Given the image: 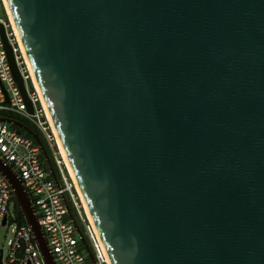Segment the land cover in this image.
I'll return each mask as SVG.
<instances>
[{"label": "water", "instance_id": "1", "mask_svg": "<svg viewBox=\"0 0 264 264\" xmlns=\"http://www.w3.org/2000/svg\"><path fill=\"white\" fill-rule=\"evenodd\" d=\"M7 3L112 264H264V0ZM0 119L58 179L39 132ZM0 171L57 264L21 177Z\"/></svg>", "mask_w": 264, "mask_h": 264}, {"label": "built area", "instance_id": "2", "mask_svg": "<svg viewBox=\"0 0 264 264\" xmlns=\"http://www.w3.org/2000/svg\"><path fill=\"white\" fill-rule=\"evenodd\" d=\"M0 5L5 17L0 24L14 52L15 62L24 80L26 94L16 79L0 29V118H23L42 133L50 145L59 168L58 179L45 166L43 150L36 139L19 130V126L0 119V157L21 177L35 213L44 230L57 264H110V259L94 222L89 217L79 191L64 161L53 129L49 109L44 101L29 58L4 0ZM19 120V119H18ZM16 196L7 177L0 171V231L10 226L8 248L0 249V264H47L31 225L20 223ZM72 204L95 256L93 261L77 230L68 206Z\"/></svg>", "mask_w": 264, "mask_h": 264}, {"label": "trees", "instance_id": "3", "mask_svg": "<svg viewBox=\"0 0 264 264\" xmlns=\"http://www.w3.org/2000/svg\"><path fill=\"white\" fill-rule=\"evenodd\" d=\"M16 118H18L19 120H21V121H23V122H25V123H27V124L29 125V123L27 122V120H25V119H23V118H19V117H16ZM18 128H19V130H20L21 132H24V133H26V134H29L24 128H21V127H18ZM40 136H41V139L43 140V142H44V144H45V146H46V148H47V151H48V153H49V155H50V157H51V160H52L53 165H54V167H55L56 173H57V175H59V168H58V165H57L56 160H55V158H54V155H53L52 149H51L50 145L48 144V142H47L46 138L44 137V135H43L42 133H40ZM43 157H44V159H45V161H46V158H45V156H44V153H43ZM45 166L47 167V169L51 170V169H50V166H49L48 163H47V161H46V163H45ZM15 208H16V212H17L18 219H19L20 223H26V217H25L24 212H23V210H22V208H21V206H20V204L18 203L17 200H16ZM70 208H71V211H72V214H73L74 218H75V219L78 221V223L80 224V220H79V217H78V213H77L75 207H74L72 204H70ZM80 227H81V229L83 230V226H82L81 224H80Z\"/></svg>", "mask_w": 264, "mask_h": 264}, {"label": "bare ground", "instance_id": "4", "mask_svg": "<svg viewBox=\"0 0 264 264\" xmlns=\"http://www.w3.org/2000/svg\"><path fill=\"white\" fill-rule=\"evenodd\" d=\"M4 2H5V4H6V6H7V9H8V11H9L10 16H11V18H12V20H13L12 14H11V12H10V9H9L8 3H7V0H4ZM13 22H14V20H13ZM14 24H15V23H14ZM15 27H16V25H15ZM16 29H17V28H16ZM17 31H18V30H17ZM18 34H19V33H18ZM19 37H20V35H19ZM20 39H21V38H20ZM49 116H50V118H51L52 125H53V129H54V131H55V133H56V137H57V140H58V142H59V145H60V148H61V151H62V154H63L64 161H65V163H66V165H67V168H68V170H69V172H70V174H71V176H72V178H73V180H74V183H75V185H76V187H77V189H78V191H79V194H80V196H81V198H82V201H83V203H84V205H85V207H86V210H87V212H88V214H89V217H90L91 220L93 221V218H92V215H91V213H90V210H89V208H88V206H87V203H86L85 197H84L83 192H82V190H81V188H80V186H79L78 180H77V178H76V175H75V173H74V170H73V167H72V165H71V163H70V160H69V158H68V156H67V154H66V152H65V150H64V148H63V146H62V143H61L60 138H59V134H58V132H57L56 126H55V124H54V121H53V119H52V117H51V115H50V112H49ZM93 222H94V221H93ZM109 259H110V258H109ZM110 264H112L111 260H110Z\"/></svg>", "mask_w": 264, "mask_h": 264}, {"label": "rangeland", "instance_id": "5", "mask_svg": "<svg viewBox=\"0 0 264 264\" xmlns=\"http://www.w3.org/2000/svg\"><path fill=\"white\" fill-rule=\"evenodd\" d=\"M1 4V3H0ZM0 17H5V13L0 5ZM12 236V231L10 226H3L0 231V249L4 248L7 250L8 248V239Z\"/></svg>", "mask_w": 264, "mask_h": 264}]
</instances>
